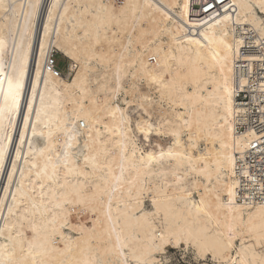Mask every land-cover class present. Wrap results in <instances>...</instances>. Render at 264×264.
Here are the masks:
<instances>
[{
  "label": "bare ground",
  "instance_id": "1",
  "mask_svg": "<svg viewBox=\"0 0 264 264\" xmlns=\"http://www.w3.org/2000/svg\"><path fill=\"white\" fill-rule=\"evenodd\" d=\"M252 57L264 0H0V264H264L236 172Z\"/></svg>",
  "mask_w": 264,
  "mask_h": 264
},
{
  "label": "built area",
  "instance_id": "2",
  "mask_svg": "<svg viewBox=\"0 0 264 264\" xmlns=\"http://www.w3.org/2000/svg\"><path fill=\"white\" fill-rule=\"evenodd\" d=\"M247 53H256L254 49H247ZM54 55L49 57L48 64L56 68ZM57 69V68H56ZM245 76L249 80V90H242L240 78ZM235 100L245 111L237 120L236 132L248 139V147L243 153H237V177L241 181L238 193L248 197V193L257 188H264V60L252 57L246 60L242 69H237L235 76ZM244 168L248 172H243ZM261 197L259 194L255 195ZM251 199V198H250Z\"/></svg>",
  "mask_w": 264,
  "mask_h": 264
},
{
  "label": "rangeland",
  "instance_id": "3",
  "mask_svg": "<svg viewBox=\"0 0 264 264\" xmlns=\"http://www.w3.org/2000/svg\"><path fill=\"white\" fill-rule=\"evenodd\" d=\"M53 55H54L53 57L56 63V68L59 70L60 73H62L63 76H65L66 78H70L72 76V73L69 72L70 59L66 57L63 53L57 50L53 52ZM161 140H162V143H167L166 138L162 137ZM82 216H83L82 218L83 220L85 219L88 220L87 214L82 215ZM73 220L74 221L77 220L75 215L73 217ZM167 251L169 252L171 256L170 262L172 264H202V263L212 264L209 260H206V261L195 260L193 253L188 250L186 251L184 246L180 249L169 246Z\"/></svg>",
  "mask_w": 264,
  "mask_h": 264
}]
</instances>
